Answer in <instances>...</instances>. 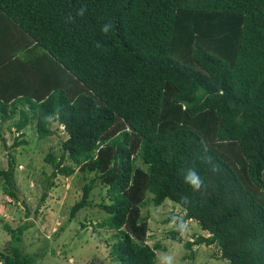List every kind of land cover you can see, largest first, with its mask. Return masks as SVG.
Listing matches in <instances>:
<instances>
[{
  "label": "trees",
  "instance_id": "trees-1",
  "mask_svg": "<svg viewBox=\"0 0 264 264\" xmlns=\"http://www.w3.org/2000/svg\"><path fill=\"white\" fill-rule=\"evenodd\" d=\"M9 122L12 149L29 128L68 135L45 156L42 201L54 179L82 175L70 220L106 214L113 263L157 264L168 248L148 243L144 211L171 201L184 215L165 221L177 218L169 239L189 221L208 234L185 243L187 258L215 245L229 264H264V0H0L5 147ZM8 163L0 185L20 202L15 154ZM3 228L17 243L30 225ZM33 256L5 247L0 264Z\"/></svg>",
  "mask_w": 264,
  "mask_h": 264
},
{
  "label": "rangeland",
  "instance_id": "rangeland-1",
  "mask_svg": "<svg viewBox=\"0 0 264 264\" xmlns=\"http://www.w3.org/2000/svg\"><path fill=\"white\" fill-rule=\"evenodd\" d=\"M10 123L4 126L7 147L0 140V170L8 168L9 153L15 154L18 163L16 181L22 199L20 202L10 199L0 185V250L10 247L23 251L26 256L38 254V259L34 260L33 256L32 260L29 257L31 264H115L108 253L113 242L110 238L114 232L97 227L98 223L107 218L106 214L98 208H88L81 211L76 219L70 220L71 207L82 198V187L85 184L82 175L54 179L56 186L48 190V196L42 201L47 186L44 184L46 177L43 172L49 174L52 171L44 162L45 156L50 149L60 154L61 143L68 135L60 131L58 135L48 139L37 140L34 130L29 128L24 139L30 144L12 149L18 134L8 129ZM104 194L105 191L97 187L93 200L96 203L101 202ZM27 207L31 211L29 216ZM147 214L150 217L148 243L154 246L161 242L168 248L167 252H157V264H229L221 258L215 245L195 246V259L186 257L190 254L185 247L187 241H192L194 235L208 236L194 221L186 224L180 242L169 239L168 233L176 229L177 218L172 223L165 221L172 215H184L171 201H166L159 208L149 205L144 211V215ZM87 220L93 221V224L88 223L87 228L83 229L81 222L86 224ZM3 221L13 228L25 223L30 228L25 232L22 241L11 242L3 228ZM108 240L111 242L108 243Z\"/></svg>",
  "mask_w": 264,
  "mask_h": 264
},
{
  "label": "clouds",
  "instance_id": "clouds-1",
  "mask_svg": "<svg viewBox=\"0 0 264 264\" xmlns=\"http://www.w3.org/2000/svg\"><path fill=\"white\" fill-rule=\"evenodd\" d=\"M194 176H196V173L193 171V172H190L189 174H188V176L186 177V182H189V183H193L194 184V187H199V184H200V182H199V179L197 178L194 182H193V180H192V177H194ZM20 197V196H19ZM158 252V251H157Z\"/></svg>",
  "mask_w": 264,
  "mask_h": 264
},
{
  "label": "water",
  "instance_id": "water-1",
  "mask_svg": "<svg viewBox=\"0 0 264 264\" xmlns=\"http://www.w3.org/2000/svg\"><path fill=\"white\" fill-rule=\"evenodd\" d=\"M20 199H22V197L20 196Z\"/></svg>",
  "mask_w": 264,
  "mask_h": 264
}]
</instances>
